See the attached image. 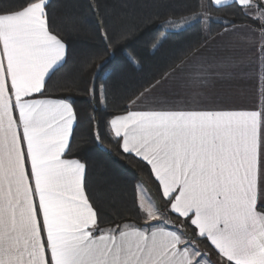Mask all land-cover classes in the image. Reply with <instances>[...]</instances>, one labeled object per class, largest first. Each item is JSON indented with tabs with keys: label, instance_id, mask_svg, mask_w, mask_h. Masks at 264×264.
Segmentation results:
<instances>
[{
	"label": "snow or ice",
	"instance_id": "1",
	"mask_svg": "<svg viewBox=\"0 0 264 264\" xmlns=\"http://www.w3.org/2000/svg\"><path fill=\"white\" fill-rule=\"evenodd\" d=\"M50 6L0 0V264H264V108L146 103L170 81L198 95L246 73L264 57V0L190 6L181 27L221 10L231 19L167 58L117 111L93 82L104 108L83 145L71 99L49 94L72 55ZM98 28L109 46L137 38L132 27L115 38L105 21ZM111 63L101 59L97 74ZM105 143L144 174L118 218L102 215L94 186L104 178L89 171Z\"/></svg>",
	"mask_w": 264,
	"mask_h": 264
},
{
	"label": "trees",
	"instance_id": "2",
	"mask_svg": "<svg viewBox=\"0 0 264 264\" xmlns=\"http://www.w3.org/2000/svg\"><path fill=\"white\" fill-rule=\"evenodd\" d=\"M202 0H50V13L56 25L66 32L72 53L69 62L50 82L49 94L69 97L77 113V137L75 143L83 145L94 125L91 118L104 108L94 101L90 89L104 85L107 90L106 110L117 111L124 103L122 97L141 89L146 77L160 72L166 59L178 55L198 42L203 43L209 28L213 34L222 29L225 19H231L223 10L210 13L212 19L205 22L190 21L180 30H168L163 21L189 16L187 9ZM221 23H217V21ZM105 21L114 38L122 27L134 28V36L126 41L116 39L106 45L100 38L98 22ZM210 38V36L208 37ZM153 41L160 47L153 48ZM115 53L111 56V53ZM128 57L132 63H128ZM94 59V63L92 62ZM101 59L112 63L97 74ZM115 68L118 74L113 72ZM157 78H159L157 76ZM94 109L96 111H94ZM108 151L89 153L88 165L92 176L103 177L94 186L99 209L105 217L126 215L130 206L137 178L143 176L134 159H125L116 149L105 143ZM72 155H76L74 147Z\"/></svg>",
	"mask_w": 264,
	"mask_h": 264
},
{
	"label": "crops",
	"instance_id": "3",
	"mask_svg": "<svg viewBox=\"0 0 264 264\" xmlns=\"http://www.w3.org/2000/svg\"><path fill=\"white\" fill-rule=\"evenodd\" d=\"M221 31V30H220ZM211 40V37L208 38ZM264 57L256 58L241 74L228 83L216 84L198 95H193L179 81H170L157 89L146 102L151 105H165L175 102L183 104L187 99L193 106H223L260 110L264 108Z\"/></svg>",
	"mask_w": 264,
	"mask_h": 264
},
{
	"label": "rangeland",
	"instance_id": "4",
	"mask_svg": "<svg viewBox=\"0 0 264 264\" xmlns=\"http://www.w3.org/2000/svg\"><path fill=\"white\" fill-rule=\"evenodd\" d=\"M182 23L181 19H178V24L177 26L175 27H168L167 25H165V27L168 29V30H180L181 28L185 27L187 24H184L183 27L180 26V24Z\"/></svg>",
	"mask_w": 264,
	"mask_h": 264
}]
</instances>
